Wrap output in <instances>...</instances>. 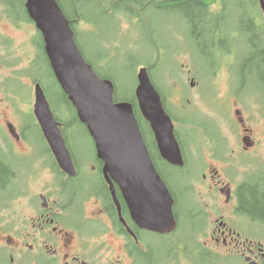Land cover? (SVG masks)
Wrapping results in <instances>:
<instances>
[{
	"label": "flooded vegetation",
	"instance_id": "af4514ba",
	"mask_svg": "<svg viewBox=\"0 0 264 264\" xmlns=\"http://www.w3.org/2000/svg\"><path fill=\"white\" fill-rule=\"evenodd\" d=\"M255 1L259 42L264 14ZM108 2L83 20L95 21L98 34L116 5L135 0ZM3 12L0 5V264H264V210L259 217L246 208L252 194L264 197V135L255 136L246 120L235 118L241 133L232 138L238 140L227 150L224 139L217 136L214 148L209 140L210 161L197 179L189 143L185 165L178 167L187 170L164 178L176 227L141 228L97 156L81 162L72 155L75 177L56 166L32 102L23 104L22 44L8 33L21 28ZM35 75L27 77L30 87L38 83Z\"/></svg>",
	"mask_w": 264,
	"mask_h": 264
},
{
	"label": "water",
	"instance_id": "95a60500",
	"mask_svg": "<svg viewBox=\"0 0 264 264\" xmlns=\"http://www.w3.org/2000/svg\"><path fill=\"white\" fill-rule=\"evenodd\" d=\"M264 11V0H260ZM27 9L45 41L55 78L93 138L104 162L109 183H116L143 228L164 232L175 228L173 200L147 149L133 105L115 102L114 85L101 79L84 59L75 32L56 0H28ZM136 98L150 123L164 160L182 167L184 160L162 99L146 69L139 75ZM35 114L62 170L76 171L56 120L41 87L36 88Z\"/></svg>",
	"mask_w": 264,
	"mask_h": 264
},
{
	"label": "rangeland",
	"instance_id": "374dc122",
	"mask_svg": "<svg viewBox=\"0 0 264 264\" xmlns=\"http://www.w3.org/2000/svg\"><path fill=\"white\" fill-rule=\"evenodd\" d=\"M145 1V0H140ZM88 6V4H87ZM226 6L228 7V16L229 25L232 26L233 21L231 20L233 17H237V21L235 23V36L239 35V31L242 32V40L239 43H231L225 42V46L229 47V51H233L234 57L232 61H227L225 64V56L220 60V63L223 65L219 66V70H226V73H223V78L218 77L215 80V76L212 77L213 68L216 69V66L212 64V60L208 55L212 52V47L208 43H198L195 40V36L200 32L199 29H191V27H187L184 25L183 18L179 15V13L173 14V12L169 10L158 11L155 9H147V17H150V21H152L155 27L159 28L163 24V43L165 47L169 49V51L164 55L161 61L158 63L157 70L152 74V80L154 84L164 93L170 92L171 94L176 93V89L178 87H187L191 88L190 91L187 89V97L190 99V103L193 104L194 108L188 113L183 112L181 109H175L174 113L169 111L173 118V122L175 127L177 128V132L180 136H187L192 141L195 142L198 146H200L201 151L205 149V144L203 142L202 133L197 131L192 132L185 127H178L176 123V116L180 118V120L184 123L195 126L197 124L205 125L206 128L212 132L217 133L218 130L221 132L219 136L221 139H224L228 143L231 141L233 146V142L235 143L238 139L234 140L232 136H239V130L235 123L231 125V119L234 117L235 108L238 106H242L246 108L245 114L251 118H254L250 121L252 125V129L254 130V135L260 137L264 135V111L260 114V110H264V102H258L257 105L254 103L255 99H251L257 97L258 100L264 97V76L257 74L256 72V60L254 63L251 59V52L248 50L255 51L252 48L248 41L253 37L254 31H248L251 28V25H255L256 21L249 19V13H253L256 8L255 0H227ZM73 12V10L71 9ZM78 11V10H77ZM15 14L19 17L20 22L22 24L29 23L24 10L21 7L15 8ZM116 22V21H115ZM161 23V24H160ZM108 19L102 21V29L103 35L100 36L104 40L111 39L110 30L111 27H114V23L110 25ZM5 29V26H3ZM25 31L23 32H15L14 30L8 29V33L17 38L18 44L21 45L28 41L29 34L31 32V28L24 27ZM77 28L82 37L78 39L80 43V47H82L83 51L90 57L95 56L96 49L99 47L105 48L106 41L97 40L95 36L98 35V32L95 30L89 29L87 33H85L79 25ZM30 30V32H28ZM118 32L120 33L119 29ZM121 44L125 46L127 53L124 55L123 59L118 58L115 63H113L110 68L113 70L116 78H121L124 81L122 82V86L119 88L118 93L121 97L132 96L136 82L134 81L135 77H127V73L132 74V69H136L137 62L144 61H155L153 56L155 54V50L152 49V46L149 42L150 35L147 33L145 29H141V27L135 26L133 29L129 31L127 35L121 34ZM35 42L37 45H40L41 40L39 35L35 36ZM26 46V44L24 45ZM171 49H174L171 51ZM254 49V50H253ZM31 45H28V53H31ZM130 52V53H129ZM26 50L21 53V67L22 71L26 69L28 63V54ZM188 53L191 55L192 59H194L192 66L190 67L195 75L197 73L199 81L196 77V85L195 87H191L190 79H187V82H184L182 79H178V74L171 69L172 59L173 57L180 61V56ZM190 58L183 59L179 63V68L183 65H186V69H189ZM176 76H174V75ZM133 76V75H132ZM179 77H182V71L180 69ZM115 78V79H116ZM167 79H173L172 81H167ZM131 80V81H129ZM129 81V82H128ZM199 82V83H198ZM14 81L12 82V84ZM169 83V84H168ZM227 84V85H226ZM170 85V87H169ZM227 87V90H226ZM30 89V91H29ZM226 90V91H225ZM169 93L167 99H171ZM46 94L49 102L51 103L52 109L55 113L58 112V104L61 106V111L63 112V119L65 122L70 123L73 119V113L69 110V106L62 103L61 96L59 94V90L55 84H53V80L50 78V81L47 83ZM237 94L239 97H237ZM23 102L27 105L29 102L33 105L34 103V92L33 86L30 87L29 79L27 77H23ZM232 98L238 100L240 105H232V109L230 108V102ZM177 96H173L172 100L174 102L178 101ZM185 99V98H184ZM250 99V101H249ZM169 106H173L169 103ZM240 108V107H239ZM203 112H202V111ZM257 116V117H255ZM261 119V120H259ZM263 121V122H261ZM234 131H233V128ZM70 131V138L74 141V146L76 150L74 153L76 157L80 159L81 162L85 161V158L94 157L95 153L93 152L92 144L90 140L86 137V134L82 127L76 126L72 128ZM224 151V148L222 147ZM202 162H209V155L202 156ZM31 161H29L30 163ZM28 163V164H29ZM90 165V162H89ZM205 164H202L201 168H205ZM198 164L194 163L193 168H197ZM165 172L167 174L172 173L173 175H179L187 170L179 169L176 167L164 166ZM201 173L199 174V177Z\"/></svg>",
	"mask_w": 264,
	"mask_h": 264
},
{
	"label": "trees",
	"instance_id": "16d2710c",
	"mask_svg": "<svg viewBox=\"0 0 264 264\" xmlns=\"http://www.w3.org/2000/svg\"><path fill=\"white\" fill-rule=\"evenodd\" d=\"M58 3L60 4V6L62 7V9L64 10L65 14L67 15L68 19L70 21L73 22V18L72 15L70 14L71 9H76L79 6H83L82 2H90V5L93 6L96 4L95 0H57ZM98 2H100L98 0ZM217 0H148L146 2V5L144 7V10L147 9H155L158 11H162V10H169L171 12H173V14H175V12H178L179 15L183 18V22L185 24V21L188 22V24H193L194 29H199L200 32L198 33V35L200 36L201 33L205 34L206 32L210 31L209 29L212 28V31H210V33H208L209 35H207L206 39H209V41L207 40L206 43L210 44L212 46V49L215 51L219 50V51H226L225 50V40H223L222 38H224L223 36H228L229 34V30L226 27H221L216 25L217 22H215V20L213 19V23L211 22V20L207 19V10L206 7L210 8V5L215 6L216 5ZM10 5H12L14 8L17 7H21L24 10V0H11L10 1ZM120 6V5H119ZM122 6V5H121ZM122 8V7H121ZM256 8L255 11L253 13H249V19L250 20H254L256 21L255 25H256V29H254L253 24L251 25V28H249L248 31H254V38L252 37L248 43L249 45L255 49V51L252 50H248V52H251V59L252 62L254 63V61L256 60L257 64H256V72L257 74H260L261 76H264V38L262 39V36L260 37V41L258 42V38L256 35L257 33L260 32L259 29L260 28V20L257 19L256 16ZM199 11V13H198ZM193 14L198 15V18L195 19V16L193 17ZM150 17H147L146 19H144L141 22V29H145L147 31V33L150 35L149 38V42L152 46V49L156 50L157 48H160L162 46V42L164 40L163 37V24L161 25L160 29H158L159 24L157 27H155L154 23L152 21H150L149 19ZM161 24V23H160ZM110 26V25H109ZM202 27L204 28L202 30ZM113 29L110 30V34L112 37L111 39L108 40H104L102 39L100 36H102V31L97 35L101 40L107 41V42H116V45L120 44L119 41V34L122 33L121 30L120 33L118 32V28H116V30L112 31ZM259 30V32H258ZM252 31V33H253ZM240 36L242 38V32L239 31ZM81 37V34H77L76 33V41L77 44L80 47V43L78 41V39ZM42 42L40 43V45H37V57H36V62L33 64L31 69H36L37 70V75H38V80L43 82V84H45V81H50V78L53 80V84H55L59 90V94L61 96L62 99V103L65 105H68L70 107V109L73 111V107L71 105V103L68 100V97L63 93V91L61 90L59 84L57 83L54 74L52 72L51 66L49 65L48 59L46 57L45 51H44V45H43V40H41ZM198 43V45H200L201 40L200 38H198V40L196 41ZM83 54H86L82 47H80ZM253 49V50H254ZM212 50V52H213ZM86 57V56H85ZM89 58V62L92 63L95 66L94 61ZM149 62V61H147ZM101 78L104 79H108L105 75H103L102 73L98 74ZM127 77H133L131 73H127ZM114 77H109L110 80H112L116 86V92H115V99L116 101H130L132 104H134L135 106V110H136V116L139 120V123L141 125L142 128V132L144 135V138L146 139V141L149 142L148 140V132H147V126L146 124H144L145 122L143 121V118L141 116V114L138 111V107H137V103H136V99L134 96H126V97H121L119 96L118 90L119 88L122 86V82L124 81L121 78H116ZM131 81V80H129ZM128 81V82H129ZM135 81V79H134ZM121 85V86H120ZM58 106H60L58 104ZM61 113L58 111L57 113V118L58 120H61ZM73 120L78 121L77 117L75 116L73 118ZM64 125L66 124L65 122ZM67 125V124H66ZM65 125V126H66ZM65 130V129H64ZM63 130V131H64ZM66 132V131H65ZM154 155V153H153ZM158 170L162 172L161 168L158 167ZM5 176V174L1 175V179ZM246 208L248 209L249 212H251L253 215L259 216L261 217L263 214V210H264V197H260L257 196L256 194H252V198L249 200L248 204L246 205Z\"/></svg>",
	"mask_w": 264,
	"mask_h": 264
},
{
	"label": "bare ground",
	"instance_id": "6f19581e",
	"mask_svg": "<svg viewBox=\"0 0 264 264\" xmlns=\"http://www.w3.org/2000/svg\"><path fill=\"white\" fill-rule=\"evenodd\" d=\"M196 14H193V17L195 16ZM210 31H212V28L209 29ZM210 31L206 32L205 34L201 33V35L199 36L200 40H201V43H206L207 40L209 41V39H206L207 38V35H209L208 33H210ZM200 43V44H201Z\"/></svg>",
	"mask_w": 264,
	"mask_h": 264
}]
</instances>
